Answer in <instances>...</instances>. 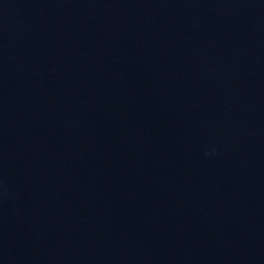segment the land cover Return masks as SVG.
<instances>
[{"label": "water", "instance_id": "obj_1", "mask_svg": "<svg viewBox=\"0 0 264 264\" xmlns=\"http://www.w3.org/2000/svg\"><path fill=\"white\" fill-rule=\"evenodd\" d=\"M0 264H264V0H0Z\"/></svg>", "mask_w": 264, "mask_h": 264}]
</instances>
